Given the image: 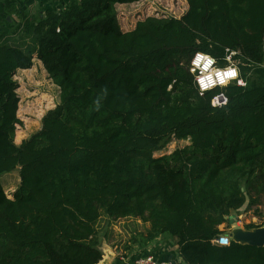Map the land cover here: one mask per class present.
Returning <instances> with one entry per match:
<instances>
[{
	"label": "trees",
	"instance_id": "trees-1",
	"mask_svg": "<svg viewBox=\"0 0 264 264\" xmlns=\"http://www.w3.org/2000/svg\"><path fill=\"white\" fill-rule=\"evenodd\" d=\"M141 2L18 11L20 31L2 36L0 176L18 168L19 185L8 198L0 183V264H97L101 217L147 223L146 241L170 236L184 264H264V245L213 243L232 212L264 206V0H186L180 18L121 30L119 9ZM226 50L245 85L200 95L191 58L224 67ZM34 59L58 103L16 145L14 77ZM170 137L189 144L154 157Z\"/></svg>",
	"mask_w": 264,
	"mask_h": 264
},
{
	"label": "crops",
	"instance_id": "crops-1",
	"mask_svg": "<svg viewBox=\"0 0 264 264\" xmlns=\"http://www.w3.org/2000/svg\"><path fill=\"white\" fill-rule=\"evenodd\" d=\"M69 1L70 0H0V42L3 39L2 36H15L20 31L21 21L17 15L18 11L24 12L29 16H38L42 15L47 10L65 7ZM39 67H42L41 62L34 59L32 68ZM32 68L28 70H18L16 73L30 72ZM16 94L19 98L18 119L21 122V126L20 130L16 131L14 142L16 145H19L23 140L28 138L29 135L40 128V119L35 122V129L31 126L25 128L23 123H25L24 121H26V118L23 117L22 114L25 113L28 108L25 105H21L24 96L21 98L17 91ZM41 115H39L40 118ZM12 182H14V186L11 190ZM0 183L4 191L10 188L9 191H11L12 195L19 185L18 168L10 173L2 174L0 176ZM253 220L254 219H252V221ZM228 222L230 229L226 228L225 225L219 228V230L223 232V235L228 237H230L233 231V224L244 231L246 230L245 226L250 224L246 222V225H240L237 219H231L230 217H228ZM252 224L262 225V227H264V223L255 224V222H252ZM148 230L149 225L138 219L127 218L109 221L108 231L101 235L100 250L102 254L104 252H110L112 254L113 259L109 264H133L137 258L142 256H152L161 262L184 264L178 256L177 246L173 238L164 234L150 241H146L144 238Z\"/></svg>",
	"mask_w": 264,
	"mask_h": 264
},
{
	"label": "rangeland",
	"instance_id": "rangeland-1",
	"mask_svg": "<svg viewBox=\"0 0 264 264\" xmlns=\"http://www.w3.org/2000/svg\"><path fill=\"white\" fill-rule=\"evenodd\" d=\"M185 8L186 0H142L141 3L133 5V7H121L118 11V20L121 30L129 31L137 22L138 18L150 15L180 18ZM14 80L18 84L17 93L21 98L24 96L21 105H25L28 108L25 113H21L26 118L23 124L25 128L31 126L35 129V122L40 119L39 115L52 109L58 103L59 91L48 79L42 67L32 68L30 72L16 73ZM162 144L161 149L154 153V157L170 154L177 149L187 146L189 143L188 141L175 140L170 137L164 140ZM13 184L14 182L11 184V190L14 186ZM9 190L5 189V191ZM256 210L259 216L255 217ZM229 217L231 219H237L240 225H246V222L250 224L252 222L261 224L264 223V206L261 205L257 208V206L247 207L245 205L240 210L232 212ZM252 219L254 220L252 221ZM97 229L98 239L101 240V235L109 229V221L105 217H101Z\"/></svg>",
	"mask_w": 264,
	"mask_h": 264
},
{
	"label": "built area",
	"instance_id": "built-area-1",
	"mask_svg": "<svg viewBox=\"0 0 264 264\" xmlns=\"http://www.w3.org/2000/svg\"><path fill=\"white\" fill-rule=\"evenodd\" d=\"M150 16H155V15H150ZM155 17H160V16L156 15ZM140 19L141 18H138V20ZM198 55L205 57L206 59H202L199 62V64H196L194 63V61L196 60V57ZM234 55H235V52L226 50V56L224 58V63L226 65L224 67H218L216 60L206 54L197 52L193 55V57L190 60V64H189V72L190 74L193 75L194 84L200 95L214 88L225 87L230 83H236V85L238 86L245 85L243 80L240 78L237 63L232 59ZM209 60H211L212 63H208ZM229 71H234L235 75L234 76L225 75ZM209 77H211L212 83L207 88H205L201 85L200 81L204 80L205 83H207ZM221 78L225 80L224 83L220 82ZM214 100L217 101L215 105H213ZM225 100L226 98L222 94H220L212 99L211 105L213 107L224 106L226 105ZM4 192L6 196L10 198L11 196L10 191H4ZM223 241H227V243H224ZM230 242H231V238L226 235H220L213 241L215 245L220 246V247H226L230 244ZM133 264H173V263L161 262L152 256H142V257L137 258Z\"/></svg>",
	"mask_w": 264,
	"mask_h": 264
},
{
	"label": "water",
	"instance_id": "water-1",
	"mask_svg": "<svg viewBox=\"0 0 264 264\" xmlns=\"http://www.w3.org/2000/svg\"><path fill=\"white\" fill-rule=\"evenodd\" d=\"M231 241L240 244H247L253 247H263L264 245V227L254 230H242L233 224V231L230 235ZM113 259L110 252H104L101 261L97 264H109Z\"/></svg>",
	"mask_w": 264,
	"mask_h": 264
},
{
	"label": "clouds",
	"instance_id": "clouds-1",
	"mask_svg": "<svg viewBox=\"0 0 264 264\" xmlns=\"http://www.w3.org/2000/svg\"><path fill=\"white\" fill-rule=\"evenodd\" d=\"M202 59H206V58H205V57H202V56H200V55H198V56L196 57V60L194 61V63L199 64V62H200ZM208 63H212V61L209 60ZM206 66H207V65H206ZM225 75H227V76H234V75H235V72H234V71H229V72L226 73ZM220 82H221V83H224L225 80H224L223 78H221ZM200 83H201V85H202L203 87L207 88V87L212 83V81H211V77L208 78V82H207V83H205L204 80H201ZM216 103H217V101L214 100V101H213V105H215ZM225 103H227L226 100H225ZM223 242H224V243H227V241H223Z\"/></svg>",
	"mask_w": 264,
	"mask_h": 264
}]
</instances>
